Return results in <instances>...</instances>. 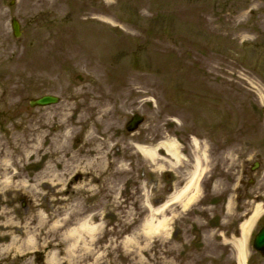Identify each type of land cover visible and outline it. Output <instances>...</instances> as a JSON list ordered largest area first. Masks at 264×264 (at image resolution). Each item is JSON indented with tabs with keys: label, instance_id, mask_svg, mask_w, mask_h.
Here are the masks:
<instances>
[{
	"label": "rangeland",
	"instance_id": "1",
	"mask_svg": "<svg viewBox=\"0 0 264 264\" xmlns=\"http://www.w3.org/2000/svg\"><path fill=\"white\" fill-rule=\"evenodd\" d=\"M0 151V223L67 222L66 260L63 234L91 229L70 264L236 263L241 213L264 208V0H0ZM6 232L3 260L48 264L42 236L19 253Z\"/></svg>",
	"mask_w": 264,
	"mask_h": 264
},
{
	"label": "bare ground",
	"instance_id": "2",
	"mask_svg": "<svg viewBox=\"0 0 264 264\" xmlns=\"http://www.w3.org/2000/svg\"><path fill=\"white\" fill-rule=\"evenodd\" d=\"M159 148L161 150H164V152L171 158H173L176 161H179L180 156L178 155V148L175 144V142H171V141H167V142H163L159 144ZM138 151L145 157H147V159L149 160H153L155 159V151L153 149H145L142 147H138ZM1 152V151H0ZM2 166V165H1ZM200 164L199 161H195V169L194 172L191 176V179L186 183V185L184 186L183 189H181V191L178 193V195L180 194L181 197H185L186 194L192 190L195 187V183L198 181V177L200 176L201 172H202V168H199ZM3 168L5 171H7L9 168L3 165ZM1 174V173H0ZM5 173L3 172L2 176H0V195H5L7 194L12 188H13V184H11L7 177L4 176ZM83 174H80L79 172L76 173L75 175V179L77 178H82L83 180L86 179V177H82ZM1 177H3L4 179L2 180ZM177 195V196H178ZM175 197L178 198V197ZM174 198V197H173ZM187 204V203H186ZM7 211L4 210V212H2L0 214L1 217H3L5 219V216L8 215V212L5 213ZM262 212V207L261 204H255L251 215H249V217L243 221L241 223V225L239 226V230L241 232V238L239 239H232L233 241H231V245L234 247V249L237 252V259L239 264H242L243 261V245L245 243L246 237L252 227V225L254 224V222L256 221V219L259 217V215ZM3 222L0 223V239L6 242L7 239H9V234L6 232V230L8 229H15V233L19 234V235H15L14 237H11V240L7 242V244H5L4 249L6 251V249H13L16 248V252H26L30 249V246L33 244V242L35 241V239H38V237H43V242L45 244V246L53 251H51L49 253V257L47 260L48 264H64L66 262H68L70 264V262L72 263V256L73 254L76 253V251L81 247V244H83L82 246H86L87 243L85 242L87 239H85L84 241H81L82 239L86 238V237H82L84 235L83 232H85V234L89 235V239L92 238V235L89 234L88 232H91V229H84V231L81 229L80 226L71 228L69 230H67L64 234H63V238L65 240L70 239L73 241V243L70 245V247H68L66 249L67 253L70 255L69 260L66 259H61L58 258L59 253L55 252V249H58L60 247V243L59 241L56 242L55 238H59L61 236V234L59 233L61 228H63V226H65V224L67 222H63V223H56V225H51V226H46L47 228H45V224L42 221V223H39V229L37 228V232L35 234V237H33L34 235H29V231L27 230V226L23 227V230H21L19 228V226H17L13 220H4ZM156 224V222H155ZM158 225H160V223H157ZM152 224L149 225V230H146V234L148 232H154V230L152 229ZM88 231V232H86ZM62 238V236H61ZM6 239V240H5ZM81 239V240H79ZM36 244V243H35ZM82 250V248H80ZM27 253H24L23 255H26Z\"/></svg>",
	"mask_w": 264,
	"mask_h": 264
},
{
	"label": "flooded vegetation",
	"instance_id": "3",
	"mask_svg": "<svg viewBox=\"0 0 264 264\" xmlns=\"http://www.w3.org/2000/svg\"><path fill=\"white\" fill-rule=\"evenodd\" d=\"M250 212V210H249ZM241 216L244 217L246 216V218L249 217V213L248 211L244 210L241 213ZM244 219H240L239 222L236 223V227L237 229L233 232V234L239 238V236H241V233L239 231V226L241 225L242 221ZM259 224H261V226H259ZM264 225V215L258 220L257 224L251 229V232L248 234V238L246 241V246H245V259H246V264H264V252L262 251H258L256 249H254L253 247V242H254V238L256 233L258 232V230ZM235 238V239H238ZM235 261L236 263L233 264H238V260L237 257H235ZM10 261L9 260H3L0 257V264H9Z\"/></svg>",
	"mask_w": 264,
	"mask_h": 264
},
{
	"label": "water",
	"instance_id": "4",
	"mask_svg": "<svg viewBox=\"0 0 264 264\" xmlns=\"http://www.w3.org/2000/svg\"><path fill=\"white\" fill-rule=\"evenodd\" d=\"M12 27H13V32L14 35L17 36L18 35V26L16 25V23L13 21L12 23ZM56 102V98L51 97V96H43L37 100L31 101V105H37V106H44V105H48V104H52ZM141 119L137 116H135L132 121L129 123V127L132 128L135 126V124H137ZM254 246L260 250H264V229L259 233V235L256 237Z\"/></svg>",
	"mask_w": 264,
	"mask_h": 264
}]
</instances>
